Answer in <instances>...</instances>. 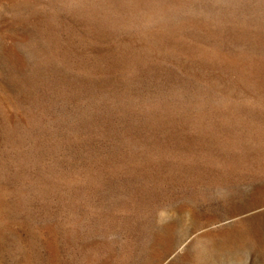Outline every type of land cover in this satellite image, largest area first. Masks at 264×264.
Here are the masks:
<instances>
[{
    "label": "rangeland",
    "instance_id": "1",
    "mask_svg": "<svg viewBox=\"0 0 264 264\" xmlns=\"http://www.w3.org/2000/svg\"><path fill=\"white\" fill-rule=\"evenodd\" d=\"M0 264H264V0H0Z\"/></svg>",
    "mask_w": 264,
    "mask_h": 264
}]
</instances>
